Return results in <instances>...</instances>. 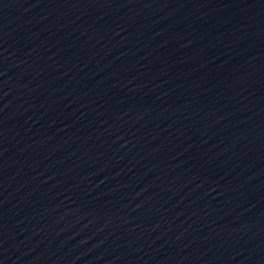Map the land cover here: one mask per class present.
Wrapping results in <instances>:
<instances>
[{"label": "water", "instance_id": "95a60500", "mask_svg": "<svg viewBox=\"0 0 264 264\" xmlns=\"http://www.w3.org/2000/svg\"><path fill=\"white\" fill-rule=\"evenodd\" d=\"M0 264H264V0H0Z\"/></svg>", "mask_w": 264, "mask_h": 264}]
</instances>
